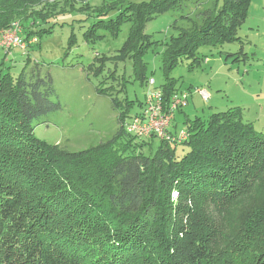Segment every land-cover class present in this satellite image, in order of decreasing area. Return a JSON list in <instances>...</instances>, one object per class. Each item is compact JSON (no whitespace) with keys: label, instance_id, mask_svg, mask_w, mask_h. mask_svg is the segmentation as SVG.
Returning a JSON list of instances; mask_svg holds the SVG:
<instances>
[{"label":"trees","instance_id":"trees-1","mask_svg":"<svg viewBox=\"0 0 264 264\" xmlns=\"http://www.w3.org/2000/svg\"><path fill=\"white\" fill-rule=\"evenodd\" d=\"M75 1L84 0H0V31L21 24L28 28L22 41L29 42L40 28L21 23L22 17L40 12L42 17L33 22L46 23L50 14ZM178 1L185 0H105L97 17H107L109 10L116 15L98 20L92 29L117 35L120 25L129 23L115 58L132 59L136 76L143 79L140 58L158 44L145 27L175 11ZM249 1L223 0L219 7L216 2L198 14L204 18L197 28L176 30L174 23L177 34L163 44L161 58L165 106L177 94L168 74L178 59L190 60L188 69L193 70L201 59L199 47L235 39ZM124 87L123 99H112L119 115L115 136L70 153L33 133L36 121L61 109L53 102L50 75L41 76L38 65L16 77L0 71V264H210L205 230L195 227L200 224L194 218L197 197L231 205L264 184V131L244 123L237 112H219L186 120L182 140L171 127L168 140L137 138L125 130L130 101ZM166 183L168 196L174 192L178 201L168 205L169 216L160 212L159 193ZM245 207L237 229L240 241L257 237L251 246L264 252V205ZM255 260L264 264V253Z\"/></svg>","mask_w":264,"mask_h":264},{"label":"rangeland","instance_id":"rangeland-1","mask_svg":"<svg viewBox=\"0 0 264 264\" xmlns=\"http://www.w3.org/2000/svg\"><path fill=\"white\" fill-rule=\"evenodd\" d=\"M104 1L72 2L68 8H60L50 14L46 23L37 22L36 25L33 19L42 17L40 12L39 15L22 17L21 23H34L33 30L40 28L36 33L37 42L27 44L25 51L0 47V71L16 77L23 69L27 73L38 65L41 76L50 75L55 91L53 102L59 103L61 109L36 121L33 133L45 144L57 146L65 152H81L115 136L119 115L112 99H123L122 86H125L124 93L130 101L125 122L129 121L130 116L143 112L147 89H160L165 84L161 59L163 44L176 36L177 29L200 27L204 16L198 14L204 15L203 12L213 9L216 2L218 7L223 2L178 1L174 6L175 11H168L150 21L145 33L158 44L140 58L145 67L141 79L134 72L132 59L120 61L115 58L126 40L129 23H122L117 35L98 29V26L92 29L98 20L116 15V12L109 10L107 17H97L103 11ZM127 1L139 3L150 0ZM14 24L18 25L19 36L23 39L28 28L25 30L21 24ZM6 32L0 31V35ZM233 37V40L224 39L199 47L201 59L197 68L189 70L190 60L180 58L168 74L169 79L175 82L177 94L187 95L183 112H179L182 107L179 108L171 123V127L173 124L177 128V137L182 133L186 120L197 117L206 119L219 112H237L244 123L253 125L258 132L264 131V0L249 1ZM103 64L105 68H102ZM149 79H153L154 86H148ZM199 90L206 92L207 100L200 97ZM162 103L164 107L168 106ZM154 144L157 146V141ZM178 152L182 153L181 147ZM165 186L159 193L160 212L169 216L171 208L168 205L173 202L177 204L178 201L176 193L171 192L168 196L169 185L166 183ZM246 197L231 205L205 195L197 197L198 211L195 214L197 218H194L200 224L195 226L193 223V226L198 228L201 225L205 230L203 235L208 240V263L255 264V257H261L264 253L261 249L254 251L251 246L257 242V237L244 244L245 241H240L241 230L237 231L240 213L246 211V205H264V184L255 186ZM178 232H174L175 237ZM178 238L181 239V235Z\"/></svg>","mask_w":264,"mask_h":264},{"label":"built area","instance_id":"built-area-1","mask_svg":"<svg viewBox=\"0 0 264 264\" xmlns=\"http://www.w3.org/2000/svg\"><path fill=\"white\" fill-rule=\"evenodd\" d=\"M36 38H32L29 42L22 41L19 36V27L17 24L12 25L7 32L2 36L0 35V47L6 48H19L23 51L26 50V45L35 44ZM153 79L148 80V86H154ZM199 95L207 100V94L204 90H199ZM163 94L160 89H147L144 101V110L132 116L125 125V130L128 134L134 135L137 138H149L155 136L158 139L168 140L171 138L169 128L175 118V113L187 102V95L178 93L173 96L167 107L163 106ZM179 138H185V134L181 133Z\"/></svg>","mask_w":264,"mask_h":264},{"label":"crops","instance_id":"crops-1","mask_svg":"<svg viewBox=\"0 0 264 264\" xmlns=\"http://www.w3.org/2000/svg\"><path fill=\"white\" fill-rule=\"evenodd\" d=\"M201 97V96H200ZM202 98V97H201ZM186 104H187V102H186ZM186 104L182 107V109L179 111V112H183V108L186 106ZM175 120V119H174ZM176 126H173V124H172V127H171V132H173V133H176Z\"/></svg>","mask_w":264,"mask_h":264}]
</instances>
